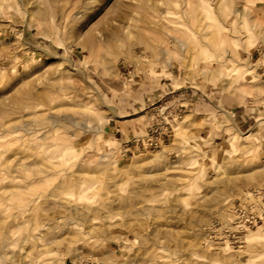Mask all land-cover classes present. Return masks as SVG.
Returning a JSON list of instances; mask_svg holds the SVG:
<instances>
[{"label":"rangeland","instance_id":"1","mask_svg":"<svg viewBox=\"0 0 264 264\" xmlns=\"http://www.w3.org/2000/svg\"><path fill=\"white\" fill-rule=\"evenodd\" d=\"M30 1L0 0V264H24L22 248L30 249L26 264H223L224 244L230 248L226 264H264L223 231L237 205L256 211L264 203L260 29L247 20L238 24V16L230 25L233 37L248 40L258 87L249 91L242 81L222 83L221 64L192 60L188 37L176 47L175 32L146 30L142 13L132 38L125 37L128 4L135 0H93L76 31L60 39L42 25H28ZM236 1L230 12L240 10ZM195 4L184 15L193 28L203 18L213 20ZM160 8L161 17H175ZM259 17L264 20V11ZM75 33L91 41L79 46L70 37ZM20 80L25 84L15 86ZM186 113L195 127L182 124L170 145ZM100 116L112 118L105 125ZM191 130L205 141L200 150L182 142ZM120 132L128 137L122 143ZM157 136L158 146H148ZM92 137L96 148L85 149ZM163 143L171 147L160 153ZM132 152L159 158L134 167ZM4 186L11 190L2 194ZM243 192L255 201H245Z\"/></svg>","mask_w":264,"mask_h":264},{"label":"bare ground","instance_id":"2","mask_svg":"<svg viewBox=\"0 0 264 264\" xmlns=\"http://www.w3.org/2000/svg\"><path fill=\"white\" fill-rule=\"evenodd\" d=\"M31 1H30L31 4H30V9H29L28 25H31V26L35 24L42 25L45 28V32L49 37L60 39L61 35L67 37L73 31H76L74 30L75 29L74 24L76 23L77 20H82V18L86 16V14L90 11L91 9L90 5L92 4L93 0H31ZM195 1H196L195 8H200L202 12L211 13L213 16V20H209L208 18L201 19L199 24H197L195 28L192 27L190 20H188V18L184 16L185 14H187V16L191 15V11H193L192 0H157L155 4L149 3L148 0H135L132 3H129L128 7L131 10V13L128 18V21L125 23V27L123 28L125 37H128L129 39L132 38L131 28H134L135 21H137V14L142 13L144 14V17H146V20L144 22V26L147 28L146 30H150V31L163 30L168 33L175 32L176 35L174 36H178V37L173 36L174 38L173 37L172 38L174 40V43H175L174 45H176V47H179V45L183 42L184 37H188L191 40V43L193 44L192 50L194 51L193 52L194 57L192 60H194L195 56H200V58L204 59L205 61L206 60L208 62L215 61L216 63L221 64L223 71L217 72V74L220 76L219 78L222 79V83L228 80L234 81V83H238L239 81H242L243 83V86H241L242 88L247 89L249 91L257 90L258 87L256 85L257 76L255 73V68L253 65H250L248 61L250 57V52H249L250 50L247 46L248 40L247 39L243 40L242 38L237 39V37L236 38L233 37L231 35V33L233 32H231L230 30L231 29L230 25H233L234 23H236L235 22L236 17L238 16L237 17L239 20L237 21L239 22L238 24L240 25L244 24V22L247 20L251 26L255 28H259L262 34L264 35V20L261 19V17H259L260 13L264 11V5L259 4V1L261 0H238L242 4L240 6L241 7L240 10L232 9L231 12H230V7L232 6L231 4H233L232 2L234 1V4H233L234 6L237 5L235 3V0H195ZM161 5H165L166 10L171 11V13H168V14H172L175 17L174 18L161 17L160 14H162V9L160 8L161 12L159 11V7ZM65 31H67L68 33ZM79 36L80 34H77V33H75L73 36L70 35V37H72L73 42L77 41V45L79 46H81L83 41L84 42L91 41L90 37L79 39ZM16 41L17 43H19L18 40ZM142 41L143 43L141 44V46L143 50H147L146 45L149 47L148 43L151 41V39L147 36ZM226 43H228V45L230 46L231 51L229 52V54L231 53V55L226 56L227 58H224L223 55H225V50H228V49H224V50L222 49H223V45ZM195 44H200L201 49L200 50L196 49ZM163 45H165V47H168L169 44L167 41H165L163 42ZM238 50L245 55L244 58L241 57L240 52ZM55 61H61V60L56 57ZM202 61L203 60H201V62ZM226 64H229V66H225ZM23 76L24 75H22L21 77ZM24 78H27V77H24ZM20 81L18 83L14 81L15 86L19 85L20 83H22L23 85L25 84L24 80L21 82ZM227 85H231V83H229L228 81ZM19 86L22 87V85H19ZM82 107L85 109L88 108L85 104L82 105ZM108 109L112 112L114 117H118L114 108L110 107ZM110 117L103 116V118H101L100 116L98 117L99 119H97V122L99 120L100 123H103L106 125L107 122L112 118ZM189 117H190V114L186 113L183 118V121L181 120L180 123L177 122L179 123V125L173 130L174 132L171 137L172 139L170 140L171 142L170 145H173V143L175 142V139L181 136L180 132L185 129V127H183L182 124L189 125V127H192V128L195 127V123L188 120ZM19 118H21V116L18 117V119ZM124 125L126 129H129L130 131L132 130L131 125H127V123H125ZM9 126L10 124H8L6 128ZM195 134H198V133H194L192 131V135H190L189 138H182V142L190 145L193 149L200 150L205 141L203 140L201 136L195 135ZM96 137L100 138L99 136H96ZM127 138L123 139V136L120 132V136L117 139V142L122 143ZM234 140L232 139L229 141L232 151L234 149V142H233ZM107 141L108 140H105L106 143ZM88 142H89L88 143L89 146L87 147L85 146L86 147L85 149L90 150V148L91 149L96 148L97 141L95 138L92 137ZM209 142L210 141H208V144ZM211 143L212 142H210V144ZM160 145H161V148H160L161 150L158 151L160 153L168 150V148L171 147V146L169 147V145L167 144H164V145L160 144ZM120 152L121 150L119 146V154ZM117 157H113V158H116L117 160ZM158 158H159L158 156H152L147 159L145 158L143 160V158L141 159V157L138 158V155L134 152L131 158V162H132V166L134 167H139L142 165L147 166V165L155 164ZM206 162H208V164L213 168H219L218 163L214 162L213 160L206 159L205 165H206ZM3 188L4 189L2 191V194H5L6 192L11 190L9 186L8 187L4 186ZM251 195H254V194H251ZM251 195H249V192L244 193L243 199L245 200V199L250 198V201L252 200L254 202L255 199H252L253 196L250 197ZM248 203L250 204L251 202H248ZM260 204L261 202L258 203L259 205L258 208L256 207L257 204L255 205L254 209L257 208L256 211H258V209L260 208ZM261 212H262V215H264V207H263V210H261ZM81 215L84 217H87V213L85 211H83ZM216 235L217 237L221 236L220 238L222 240L225 239V237H223L222 234H216ZM239 239L242 240L241 242H243L247 248L252 249L254 253L262 259L261 260L262 263H264V224L253 231L246 230L241 236V238ZM28 240L29 239H27V241ZM222 240H218L219 242L217 241V243L219 245L222 244V243L220 244V241L226 243L225 241H222ZM211 243L212 242H210V245ZM207 244L206 246H209V244L208 245ZM221 249H222L221 255L223 253V260L221 259L222 258L221 255H220L221 258L219 257V259L224 261L223 264H226L227 260L225 261L224 258L226 255H227V258L230 257L228 255L230 248L228 247V245L224 244L223 247H221ZM22 251H21L22 252L21 258L19 261L26 264L27 263L26 260L30 258V249L24 250L22 248Z\"/></svg>","mask_w":264,"mask_h":264},{"label":"built area","instance_id":"3","mask_svg":"<svg viewBox=\"0 0 264 264\" xmlns=\"http://www.w3.org/2000/svg\"><path fill=\"white\" fill-rule=\"evenodd\" d=\"M167 125V124H165ZM161 136L155 137V142H150L151 138L147 142L148 146L157 147V141H160ZM262 200H264V191L261 193ZM264 203L260 204L259 210L253 211L248 206L245 205H237L234 209V213L232 216L230 228H225L223 231L226 234V238L230 239L231 243H238L240 242L241 236L246 230H253L257 229L258 227L264 224V215H262L261 210H263ZM261 212V213H260ZM224 234V233H223ZM224 234V236H225ZM226 239V241H228ZM229 242V241H228Z\"/></svg>","mask_w":264,"mask_h":264}]
</instances>
